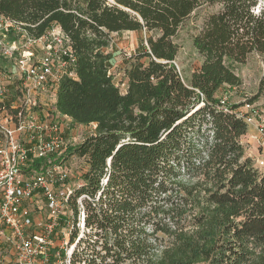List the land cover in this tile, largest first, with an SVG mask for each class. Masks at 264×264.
I'll return each mask as SVG.
<instances>
[{"label":"trees","instance_id":"trees-1","mask_svg":"<svg viewBox=\"0 0 264 264\" xmlns=\"http://www.w3.org/2000/svg\"><path fill=\"white\" fill-rule=\"evenodd\" d=\"M215 6L192 38L201 66L184 79L179 33ZM0 16L33 39L59 26L73 50L56 109L95 125L68 151L85 164L72 201L77 218L85 196L91 229L79 261L264 264V167L245 155L244 101L220 106L242 84L238 68L264 57L262 0H0ZM125 31L145 37L124 60L122 91L108 48Z\"/></svg>","mask_w":264,"mask_h":264},{"label":"built area","instance_id":"built-area-1","mask_svg":"<svg viewBox=\"0 0 264 264\" xmlns=\"http://www.w3.org/2000/svg\"><path fill=\"white\" fill-rule=\"evenodd\" d=\"M73 62L59 26L33 39L0 16V264H87L76 258L91 231L85 196L77 200L76 218L67 164L69 149L84 137L56 109L60 78L73 75ZM243 101L236 116L255 129L264 151V100ZM229 105L223 96L221 108ZM256 164L264 167V159Z\"/></svg>","mask_w":264,"mask_h":264},{"label":"rangeland","instance_id":"rangeland-1","mask_svg":"<svg viewBox=\"0 0 264 264\" xmlns=\"http://www.w3.org/2000/svg\"><path fill=\"white\" fill-rule=\"evenodd\" d=\"M262 3H264V0H262ZM219 8V6H215L200 10L186 22L179 33L178 42L180 51L176 64L181 70L184 79L189 78L192 72L200 68L202 63V58L193 46L192 38L202 28L208 16L219 11ZM20 36V33H14V39H19ZM144 37L145 33L133 31L113 33L111 35L112 43L108 48V52H111L113 55L111 72L114 75L115 83L122 91L126 90V80L123 71L125 66L124 60L140 51L141 41ZM22 41L23 39L21 38ZM237 72L242 78V84L237 88L227 87L221 96L227 95L230 104L241 102L247 97L258 101L264 100V57L252 54L246 64L240 66ZM72 130L75 135L85 137L93 132L94 128L92 126L81 127L73 125ZM249 130L241 138V141L245 146V155L252 158L254 165H256V159H264V151L255 136V129L250 127ZM67 164L71 170V184L75 187L80 186L82 183V172L85 167L84 159L76 155H68Z\"/></svg>","mask_w":264,"mask_h":264},{"label":"crops","instance_id":"crops-1","mask_svg":"<svg viewBox=\"0 0 264 264\" xmlns=\"http://www.w3.org/2000/svg\"><path fill=\"white\" fill-rule=\"evenodd\" d=\"M249 130V129H248Z\"/></svg>","mask_w":264,"mask_h":264}]
</instances>
